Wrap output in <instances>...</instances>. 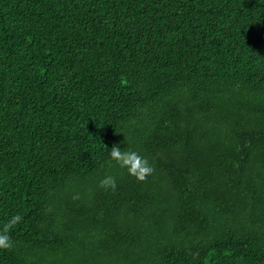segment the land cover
<instances>
[{
    "label": "trees",
    "instance_id": "1",
    "mask_svg": "<svg viewBox=\"0 0 264 264\" xmlns=\"http://www.w3.org/2000/svg\"><path fill=\"white\" fill-rule=\"evenodd\" d=\"M16 215L0 264H264V0H0Z\"/></svg>",
    "mask_w": 264,
    "mask_h": 264
},
{
    "label": "clouds",
    "instance_id": "2",
    "mask_svg": "<svg viewBox=\"0 0 264 264\" xmlns=\"http://www.w3.org/2000/svg\"><path fill=\"white\" fill-rule=\"evenodd\" d=\"M109 157L110 159L107 161L109 167L118 165L120 168L126 169L130 176L135 177L141 183H146L155 172L148 159L135 150H122L119 145H115L110 149ZM113 161L115 165H113ZM99 187L106 191L109 189L114 191L117 187L116 177L106 175L100 180ZM22 219L23 217L20 215L13 216L0 230V249L10 250L14 247L9 233Z\"/></svg>",
    "mask_w": 264,
    "mask_h": 264
}]
</instances>
